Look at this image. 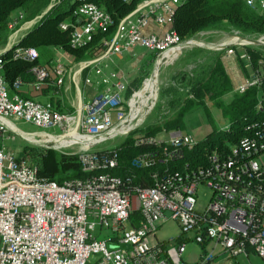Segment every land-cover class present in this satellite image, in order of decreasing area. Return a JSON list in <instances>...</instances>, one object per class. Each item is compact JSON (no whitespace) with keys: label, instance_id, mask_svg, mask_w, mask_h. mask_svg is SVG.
<instances>
[{"label":"built area","instance_id":"1","mask_svg":"<svg viewBox=\"0 0 264 264\" xmlns=\"http://www.w3.org/2000/svg\"><path fill=\"white\" fill-rule=\"evenodd\" d=\"M60 1L52 0L30 21L23 10H17L9 21V29L14 31L9 44L18 42L11 40L34 27ZM83 1L77 11L83 22L72 31L75 47L86 45L94 33L105 31L112 23L104 8ZM244 1L264 16V0ZM180 2H140L121 20L110 39L102 40L86 60L78 62L76 71L61 62H54L51 69L33 67L34 86L38 88L47 83L51 70L58 75V86L64 84L67 75L86 74L84 84L96 92L80 103L74 115L55 110L49 101L10 91L1 57L4 50L0 51V135L10 130L1 119L16 125L29 123L48 134H57L65 127L70 131L78 121L80 134L101 138L90 148L76 152L83 176L63 181L39 177L30 157L0 141V264H89L94 260L96 264H213L220 255L231 260L251 252L264 258V162L258 158L264 155V121L249 124L248 134L228 150L210 152L206 164L192 166L186 162L179 169H171L170 162L181 160L184 147L192 148L197 143L191 135L182 130L168 132L169 138L139 134L137 144L152 142L161 148L133 159L136 168L155 165L148 180L137 183L134 176L116 174L117 145L95 148L111 138L129 136L135 129L110 134L127 118L132 106L126 104V81L113 68L114 59L136 47L158 56L182 49L187 40L183 41L172 27ZM152 20L169 27L162 35L147 32ZM61 27L66 30L69 25ZM248 45L242 41L218 48L225 50L229 60L250 63L251 56L245 49ZM15 53L30 61L40 55L34 48H17ZM263 72L260 69L251 79L241 81L236 91L259 84ZM21 86L17 81L16 87ZM203 186L212 192L201 210L197 194ZM134 215L139 217L138 225ZM169 221L179 224L180 234L160 240L158 229ZM188 241L202 246L198 261L184 260Z\"/></svg>","mask_w":264,"mask_h":264},{"label":"trees","instance_id":"2","mask_svg":"<svg viewBox=\"0 0 264 264\" xmlns=\"http://www.w3.org/2000/svg\"><path fill=\"white\" fill-rule=\"evenodd\" d=\"M145 0H86L104 8L111 16L112 23L105 31L93 34L91 41L81 47L72 45V31L83 22V18L77 13L83 0H61L56 3L27 33L18 41L12 49L2 54L4 77L9 90L19 93L16 82L32 83L35 75L32 71L35 66L52 68L56 56V50H64L74 56L80 62L86 60L89 52L102 40L110 39L116 32L121 20L133 12L138 4ZM173 17V30L181 39L187 40L202 31L219 28L224 23H229L235 29L247 33L264 34V16L251 9L244 0H181ZM52 0H0V45L6 44L4 33L9 29L10 17L17 10L26 13V20H33L49 7ZM68 24L64 30L61 25ZM17 48H34L39 52V57L34 61L16 57ZM250 54V63L245 64L246 76L260 69L264 71V54L252 46H245ZM196 53L200 49L195 50ZM198 78L197 83L190 86L188 94L184 97L178 112L168 118L161 126L146 127L143 133L145 137L156 136L162 131L171 132L182 130L185 127V116L195 107L207 109L206 98L213 100L222 114L229 120L228 129L218 131L220 139L211 142H197L192 148L184 147V157L181 160H172L171 169H179L188 162L192 166H199L207 163V155L215 149L228 150L241 138L248 134L246 127L255 121H264V72L260 76V83L253 84L245 90L234 93V98L225 103L224 95L235 89V82L227 70L223 55H220L210 67ZM195 81V80H194ZM47 82L51 84L46 93L53 92L50 98L52 107L61 112H72L75 109L70 106L63 96V88H60L57 80L50 74ZM134 89V88H133ZM132 87L126 89L129 96L133 92ZM193 95L194 97L190 96ZM137 134V135H139ZM215 131L210 134L214 135ZM137 135H129L122 143L117 145L119 168L116 174L121 176L131 175L135 182L147 181L148 174H151L153 167L136 168L132 165L133 159L147 151L159 150L160 144L147 142L137 144ZM30 157L38 167V174L41 178L63 181L74 176H83L82 165L77 154L59 153L55 149L37 151V148H27L22 153ZM135 224H139V217L133 216ZM89 264H96L91 261Z\"/></svg>","mask_w":264,"mask_h":264},{"label":"rangeland","instance_id":"3","mask_svg":"<svg viewBox=\"0 0 264 264\" xmlns=\"http://www.w3.org/2000/svg\"><path fill=\"white\" fill-rule=\"evenodd\" d=\"M29 30L30 29L21 31L19 34L15 35L11 41L19 40L21 34L26 33ZM13 32L14 31L8 29L7 33H4L3 36H5L6 38V44L0 45V50L7 46L10 41L11 35H13ZM234 34L241 38L262 39L264 37V34L255 35L241 32L226 22L219 28L210 29L203 33H198L194 37L187 39L203 41L204 45H193L178 50L170 57L168 62L166 61V63L164 64L165 66L163 65L161 67V77H159L160 96L158 97L156 104L152 108L147 118L139 126L135 127L134 131H132L130 134L137 135L139 133H143L146 127L161 126L164 124V122H166L168 118L173 117L182 105L184 97L188 94V89L190 88V86L192 87V85L197 83L198 81L196 80H198V78H201V76L204 75L203 73L211 69V65L214 61L217 60L220 55H223L224 62L227 61V64L225 63V65L228 66L227 70L235 82V89L232 92L224 95L222 98L225 103L230 102L231 99L234 98V93L240 92L236 91V88L241 83V81L245 82L248 78L251 79L254 74V72H252L250 76H246V71L244 70L243 66L248 63L241 62L238 59H227L225 56V50H221L218 48L219 46H216V44L222 41L224 42L226 39H228L229 36H234ZM249 46L260 50L261 53L264 54V44H251ZM196 49H200V51L196 53ZM62 52L65 53L60 49L56 50V54ZM160 56H158V54L148 52L147 50L140 51V53L138 54L139 60L136 63L134 69L132 70L131 76H128V81H126L127 88H134L133 92H131L129 96L126 95L127 106H130L133 103L135 93L137 94V92L145 84L148 83L156 65V62L159 58H161ZM55 57L58 56L56 55ZM59 61L66 63L65 60ZM61 88H63V85ZM68 92L69 93L63 91L64 95H68V98H64L69 104L70 100L75 97V86L72 85L71 89ZM206 103L207 109L203 107H195L187 113L184 119L185 127L183 131L191 135L194 142L218 141L220 139V134L218 131L226 130L229 127V120L223 116L221 109L217 107L216 103L213 100L207 98ZM128 112H130V108ZM66 113H71L72 115H74L77 114V111ZM17 126L26 132H42L41 130H38L37 127L29 123L18 122ZM75 128V126H72L70 131H74ZM65 129L68 131L69 128L65 127L63 130L60 129L56 131V133L63 134L66 131ZM214 131L215 134L210 136V134H212V132ZM164 136L166 138H169L167 131L165 132V134L164 131H162L160 134H157L158 138H164ZM127 137L128 136H119L111 138L102 145L96 146L95 148L102 149L113 145H119ZM0 141H4L7 146L16 150L17 152L22 153L27 148H37V151L40 152L45 149H55L59 153L70 154H76V152L81 149L79 145L69 144L62 149L34 145L24 140L22 137L18 136L14 133V131L12 132L11 130L4 134H1ZM258 158L261 162H264V155ZM211 192L212 191L205 186L199 188L197 194V207L199 209L202 210L206 207L210 200ZM160 227L161 228H159L157 232V237L160 240H169L171 238L177 237L178 234H180L181 228L179 227V224L176 221H169ZM202 249L203 248L199 243H196L194 241H188L186 246V252L183 257L184 260H186L187 262L198 261L200 259V252H202ZM226 258L227 257L225 255H220L216 258L213 264H227V261L229 259ZM235 261L238 264H264V258L254 252H251L249 257L241 255L237 259H235Z\"/></svg>","mask_w":264,"mask_h":264},{"label":"bare ground","instance_id":"4","mask_svg":"<svg viewBox=\"0 0 264 264\" xmlns=\"http://www.w3.org/2000/svg\"><path fill=\"white\" fill-rule=\"evenodd\" d=\"M244 38H241L234 34L229 36L224 42H219L216 46L222 47L225 44H235L244 42ZM187 45H204L203 41L200 40H189ZM215 46V47H216ZM180 50V48L173 49L162 54L156 62L154 70L147 84H145L138 92L135 93L134 100L131 106V112L127 118L119 123L110 134H126L135 127L139 126L149 115L152 108L157 102L159 95V77L161 67L168 62L170 57ZM165 66V65H164ZM161 80V79H160ZM4 124L8 126L11 131H14L17 135L22 137L24 140L38 146L62 149L66 145H79L80 148H90L95 145L101 138L96 136H84L78 132V121L75 122L74 131H70L64 134H48L44 132H26L15 123L10 120L1 119ZM109 134V135H110Z\"/></svg>","mask_w":264,"mask_h":264},{"label":"crops","instance_id":"5","mask_svg":"<svg viewBox=\"0 0 264 264\" xmlns=\"http://www.w3.org/2000/svg\"><path fill=\"white\" fill-rule=\"evenodd\" d=\"M15 13H13V15ZM168 27H169L168 25H160V24H157L154 20H152L146 31L147 32H154L158 35H162L164 33V31L166 30V28H168ZM26 33H22L20 38H22ZM8 44H7V46H8ZM6 47L1 49V50H5ZM144 50L145 49H143V48L136 47L130 51H127V52H124L123 54L118 55L114 59L112 66L117 71L118 75H120L119 77H121L125 81H128V76L129 77L131 76L132 70L134 69L136 63L139 60L138 54L140 53V51H144ZM62 51H64V50H62ZM64 52L65 53L62 52V53L56 54L58 57H55L56 59H54L55 60L54 62H61L59 60H63V61L65 60L66 63H63V62H61V63L64 64L66 67L71 68L72 72L76 71L78 61H76L74 56H72L68 52H66V51H64ZM51 73H52L51 75H53V77L57 80L58 75L52 70H51ZM85 75L86 74L84 72L83 73L77 72L74 77H73V74L67 75L65 78V82L63 84V88H64L63 91H65L66 93H69L68 91L71 89L72 85L75 86V93H76L75 97H73V99H71L69 102V105L75 109L74 111H76L77 108H79V105L82 101L84 102L87 99L91 98L96 92L95 88H93L92 86L90 87V86L84 84V76ZM50 85L51 84H49L47 82L44 85H42L40 88H38V87L34 86V82L22 83V86L19 88V93L24 97L34 98V99H37L41 102H48V101H50V98H51L53 92L46 93L45 89H48V87ZM59 87L61 88L62 85ZM63 97L68 98V95L66 96L63 94V96H61V98H63ZM66 102H67V100H66ZM249 256H246V257H249ZM226 259H228V258H226ZM227 262H228L227 264L236 263L235 259H231V260L229 259Z\"/></svg>","mask_w":264,"mask_h":264},{"label":"water","instance_id":"6","mask_svg":"<svg viewBox=\"0 0 264 264\" xmlns=\"http://www.w3.org/2000/svg\"><path fill=\"white\" fill-rule=\"evenodd\" d=\"M26 35V34H25ZM245 42H248L249 44H254V45H260L261 43L264 44V41L263 39H252V38H244ZM189 40H187L183 45H182V48H185V47H189L191 45H187L186 43L188 42ZM18 42L14 43V44H8V46L6 47V49L4 50L3 53H5L6 51L12 49L15 45H17ZM13 132V131H12ZM16 134V133H15ZM19 136V135H18Z\"/></svg>","mask_w":264,"mask_h":264}]
</instances>
